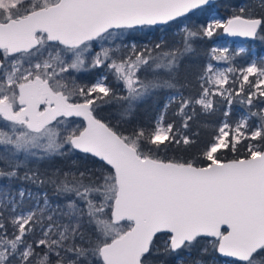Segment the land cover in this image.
Returning a JSON list of instances; mask_svg holds the SVG:
<instances>
[{
	"label": "snow or ice",
	"instance_id": "obj_1",
	"mask_svg": "<svg viewBox=\"0 0 264 264\" xmlns=\"http://www.w3.org/2000/svg\"><path fill=\"white\" fill-rule=\"evenodd\" d=\"M212 3L0 0V180L8 181L0 184V264H165L159 258L173 255L175 264H205L192 258L194 251L211 255V264H264V115L249 109L260 118L255 127L247 116L234 127L225 120L196 157L159 155L172 145L187 150L196 143L182 129H189L197 105L213 110L216 95L231 103L245 85L241 103L264 98V60L239 70L214 71L208 64L199 95L184 94L180 62L197 39L218 29L249 38L264 32V15L257 17L249 5L226 20L189 27V14ZM258 6L264 11V0ZM163 26L177 29L180 40L171 46L163 36L155 43H124ZM228 53L227 47L211 49L217 61L230 63ZM101 67L126 95L106 83L107 75L91 85L77 83L74 73ZM141 69L152 77L142 79ZM237 71L230 84L228 73ZM162 89L171 94L151 127L125 134L99 115L105 105L122 101L126 119L137 102ZM173 104L179 127L165 122ZM76 153L102 162L100 174L80 170L77 160L50 174L31 167ZM15 181L50 184L67 199L53 209L46 194L41 203L24 187L13 189ZM26 197L34 203L26 204ZM216 254L227 259L218 261Z\"/></svg>",
	"mask_w": 264,
	"mask_h": 264
},
{
	"label": "trees",
	"instance_id": "obj_2",
	"mask_svg": "<svg viewBox=\"0 0 264 264\" xmlns=\"http://www.w3.org/2000/svg\"><path fill=\"white\" fill-rule=\"evenodd\" d=\"M259 0H217L212 3L211 6H206L205 10H195L194 14H189L191 20L188 21V26L197 29L199 26L206 24L207 17L212 12H217L222 15L231 16L234 9H238L240 6L249 5L255 8V15L260 17L264 15L258 6ZM221 29H218L215 34H220ZM164 37L167 45L171 46L173 43L180 40L181 33L177 29H167V26L157 27L155 29H145L143 32L134 33L133 37H126L124 42L129 43H155L158 42L160 37ZM126 43V44H127ZM247 44H253L255 47V53L258 56L262 50H264V32L258 30L257 37L251 41L246 42ZM194 52L186 55L180 62L179 69V80L180 82L186 83L187 87L183 89L186 96L196 97L199 95L200 89V76L203 74L206 67V63L212 59L211 49H212V39L204 37L203 39H197L194 44ZM97 51V50H94ZM124 52L122 49L117 55H121ZM228 55L232 57L230 63H227L231 67L240 69L244 67L252 57V54L249 49L245 51L236 52L232 47L229 50ZM226 63V62H225ZM260 64V60H258ZM103 73L107 75L108 79L106 83L110 85L118 95H126V90L122 83H117L114 77L108 70L104 67L95 68L91 71H85L80 73H74L77 77V83L84 85H91L95 78ZM163 75V73H161ZM142 79L147 76L149 79L152 77L151 72L145 73L143 69L137 73ZM229 76L233 78L234 73H230ZM252 80V77H250ZM238 83V82H237ZM236 84V88H237ZM238 89V88H237ZM248 90V85H245V92L241 93L240 96H235L231 99V103L218 101L216 96H214V108L211 111L204 112L200 110V107L197 105V115L192 121H190V127L186 131L187 134L196 141L195 144L187 146V150L183 146L177 147L175 145L169 146L166 152H160V157L164 159H189L191 157H196L201 151L208 145L213 137L217 133V129L223 120H227L231 125H233L237 120V112L239 110H245L254 113H260L264 115V103L261 101L264 98L253 99V104L250 106L246 102L241 103V100L245 97ZM170 90H158L152 95L147 96L145 99L136 103L132 113L126 119H122L120 113L123 111L124 102H114L112 104L105 105L103 109L99 112V115L106 121L110 122L113 126L117 128L118 131H122L125 134L131 132L133 128L137 126L151 127L155 121V118L160 114L161 110L164 107L166 98L170 95ZM176 105L173 104L169 109L166 117V123L175 121L177 127H179L180 120L174 115V109ZM228 111L230 115L228 117L224 116V113ZM70 120H79L76 117L69 118ZM248 123L251 127H255L256 124L259 125L260 118L259 116L251 115V118L248 120ZM168 142L165 141V144ZM246 143V142H245ZM163 147V145L161 146ZM83 154L76 153L71 157H55L52 160H41L36 163L31 164V167L38 169L39 172L43 175L45 173L50 174L53 169H63L67 171L72 167V160H77L80 170L86 168L93 169L94 175L98 176L99 169L102 165L98 159L93 157H88L87 159H81ZM228 158H232V154L228 153ZM2 167V165H0ZM106 167V166H105ZM24 169L21 170L23 174ZM8 183L7 180H0V184ZM13 189L24 187L25 189L33 193V197L43 193V197L46 194L49 202L52 204L53 209L56 205H61L66 201V197L62 195H57L50 184H33L27 181H15L12 185ZM26 204L34 203V199L29 201L26 197ZM193 259L202 258L205 261V264H211L212 256L204 255L203 257L199 256L198 252H193L191 254ZM218 261H223V258L219 257L216 254ZM160 260H164L165 264H175L176 257H160Z\"/></svg>",
	"mask_w": 264,
	"mask_h": 264
},
{
	"label": "rangeland",
	"instance_id": "obj_3",
	"mask_svg": "<svg viewBox=\"0 0 264 264\" xmlns=\"http://www.w3.org/2000/svg\"><path fill=\"white\" fill-rule=\"evenodd\" d=\"M213 18H218V19H221V20H226L227 18H229V16H227V15H222V14H219V13H217V12H212V13H210L209 14V16L207 17V21H206V23L208 22V21H210L211 19H213ZM218 30H216V32H217ZM211 39H212V48L213 47H217V48H221V47H227L229 50H230V48L232 47L236 52H240V49H243V51H245V50H247V49H249L250 50V52H251V54H252V57H251V60L244 66V67H242V68H240V69H243V68H246L250 63H252L253 61H255L258 65H259V63H258V60H260V63H261V60H264V50H262L261 51V53L257 56L256 55V53H255V47H254V45L253 44H247L246 42H232V41H230V40H228V39H226V38H224V36L222 35V29H221V33L220 34H214L213 35V37H211ZM248 42V41H247ZM124 43H127V41L126 42H124ZM129 43H133L132 41H130ZM142 43H145V42H142ZM116 44H120V41L119 40H117L116 41ZM107 46V45H106ZM94 50H99V47H96ZM211 56H212V54H211ZM208 64H212L213 65V69H214V71L215 70H221V71H223L224 69H226V68H228V67H230V65H228L227 63H225L224 61H217V60H213V59H211L210 61H208L207 63H206V66L208 65ZM206 68V67H205ZM239 70V69H238ZM204 71H205V69H204ZM204 73V72H203ZM230 73H228V75H229ZM104 74L103 73H101V74H99L96 78H95V80H94V82L93 83H95L96 82V80L99 78V77H101V76H103ZM234 76H237V77H239L240 76V72L239 71H237V72H235L234 73ZM249 79H250V77H249ZM254 79H256V77H252V80H254ZM231 82H232V78L229 76V83L231 84ZM92 83V84H93ZM237 86L239 87V82L237 83ZM225 87H228V85H226ZM237 87V88H238ZM169 96V95H168ZM167 96V97H168ZM216 98H217V100L218 101H221V102H223L224 100H225V102H228L229 100L228 99H225L224 97H221V96H219V95H216ZM212 99H214V97H212ZM226 111H228V108H227V110ZM264 111V109H262V112ZM242 116H247L248 117V120L251 118V115L249 114V112H247V111H245V110H239L238 112H237V120H236V122L232 125L233 127L235 126V124L240 120V118L242 117ZM158 117V116H157ZM156 117V118H157ZM156 118H155V120H156ZM225 120H223L222 122H221V124L219 125V127L222 125V123L224 122ZM248 125H249V123H248ZM258 124H256V126H257ZM250 126V125H249ZM219 127H218V129H219ZM251 127V126H250ZM218 129H217V133L216 134H218ZM36 197H39V199H40V201H41V203L43 202V193H40L39 195H36Z\"/></svg>",
	"mask_w": 264,
	"mask_h": 264
},
{
	"label": "water",
	"instance_id": "obj_4",
	"mask_svg": "<svg viewBox=\"0 0 264 264\" xmlns=\"http://www.w3.org/2000/svg\"><path fill=\"white\" fill-rule=\"evenodd\" d=\"M217 0H213V3L216 2ZM222 35L224 36V38L232 41V42H247V41H250L254 38H249V37H239V36H228L226 33L223 32L222 30ZM79 119V118H78ZM221 258H224V257H221ZM227 259V258H225Z\"/></svg>",
	"mask_w": 264,
	"mask_h": 264
},
{
	"label": "flooded vegetation",
	"instance_id": "obj_5",
	"mask_svg": "<svg viewBox=\"0 0 264 264\" xmlns=\"http://www.w3.org/2000/svg\"><path fill=\"white\" fill-rule=\"evenodd\" d=\"M253 40V39H252ZM251 41V40H250Z\"/></svg>",
	"mask_w": 264,
	"mask_h": 264
}]
</instances>
